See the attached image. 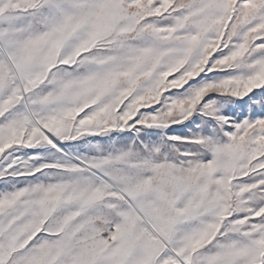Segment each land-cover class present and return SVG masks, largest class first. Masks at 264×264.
<instances>
[{"label":"snow or ice","instance_id":"1","mask_svg":"<svg viewBox=\"0 0 264 264\" xmlns=\"http://www.w3.org/2000/svg\"><path fill=\"white\" fill-rule=\"evenodd\" d=\"M0 264H264V0H0Z\"/></svg>","mask_w":264,"mask_h":264}]
</instances>
